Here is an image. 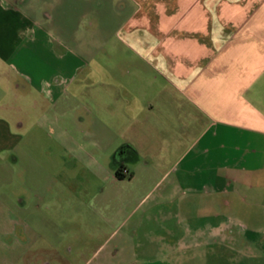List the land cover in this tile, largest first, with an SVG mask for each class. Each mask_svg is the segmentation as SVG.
Segmentation results:
<instances>
[{"label": "crops", "instance_id": "obj_1", "mask_svg": "<svg viewBox=\"0 0 264 264\" xmlns=\"http://www.w3.org/2000/svg\"><path fill=\"white\" fill-rule=\"evenodd\" d=\"M131 1L137 8L127 23L131 30L142 32L132 40L155 60L160 77L180 100H168L163 86L153 90L142 105L140 113L145 114L139 118H133L123 105L121 110H111L110 122L116 130L111 127L110 138L104 139L115 143L103 144L102 137L91 145L101 153L111 150L107 167H111L113 182L133 183L149 192L161 186L157 203L172 207L162 213L163 219H181L185 214L186 219L197 220L199 212L204 214L200 216L206 221L202 226L186 230L184 236L190 238L179 236L173 245H163L166 259L187 264L200 253H212L210 246L217 243L224 250L232 251L233 246L236 251H246L249 226L252 234L262 237L253 240V252L259 257L264 251V0ZM34 2L0 0V109L7 87L15 94L22 95L24 89L41 95L55 109L65 103L82 61L69 50H51L49 30L44 26L52 13L44 7L34 9ZM1 76L5 82L10 77L15 83L6 86ZM111 91L128 95L125 89ZM129 92H149V88ZM171 102L189 109V120L185 129L180 123L176 133H162L156 110L160 113ZM102 105L95 107L100 123ZM4 127L0 120V150L6 138ZM116 153L123 157L113 167L109 159ZM122 168L128 171L127 178L117 176ZM123 200L132 203L135 199ZM17 202L22 206V200ZM231 212L255 222L241 226L236 234L225 225ZM122 215L117 212V217ZM117 222L107 218L109 225ZM134 225L136 234L142 224ZM162 233L171 234L167 229ZM234 237H238L237 247L232 245Z\"/></svg>", "mask_w": 264, "mask_h": 264}, {"label": "rangeland", "instance_id": "obj_2", "mask_svg": "<svg viewBox=\"0 0 264 264\" xmlns=\"http://www.w3.org/2000/svg\"><path fill=\"white\" fill-rule=\"evenodd\" d=\"M34 1V9L44 7L52 13L44 26L49 30L51 40H46L51 50H69L82 61L65 103L55 109L41 95L24 89L20 95L7 87L1 99L6 138L0 150V264H176L165 258L163 245H173L187 229L202 226L204 214L199 212L197 220L186 219L185 214L181 219H163L162 213L172 207L157 203L161 186L149 192L133 183L113 182L111 167H107L111 150L101 153L91 145L102 137L103 144L112 141L104 139L110 138L111 127L116 130L110 122L111 110H121L123 105L133 118H139L153 90L163 86L168 100H180L160 77L155 60L132 40L142 33L127 23L137 7L131 0ZM1 79L6 86L15 83L10 77L6 82ZM115 88L127 90L128 95L113 93ZM137 88H149V92H129ZM15 95L21 97L15 99ZM179 103L166 104L160 113L156 110L162 133H176L180 123L185 129L189 109ZM98 104H103V123L95 114ZM84 133L88 137H82ZM126 197L135 200L127 203ZM119 211L121 217H117ZM230 216L225 225L236 234L255 222L233 212ZM107 218L118 222L109 225ZM135 222L142 224L136 234L132 232ZM163 229L171 234L163 235ZM252 232L249 226L248 234ZM253 234L246 237L250 245L246 251L233 246L232 251L224 250L217 243L210 246L212 253H200L187 264H264V251L259 252L261 257L253 252V240L262 237ZM234 238L232 245L237 247L238 237Z\"/></svg>", "mask_w": 264, "mask_h": 264}, {"label": "flooded vegetation", "instance_id": "obj_3", "mask_svg": "<svg viewBox=\"0 0 264 264\" xmlns=\"http://www.w3.org/2000/svg\"><path fill=\"white\" fill-rule=\"evenodd\" d=\"M123 156H122V153L120 154V153H116V154H114L113 156H111L110 157V164H111V166H113V167H116V166H119L120 165V159L122 158ZM123 169V168H122ZM122 169H120V171L122 170Z\"/></svg>", "mask_w": 264, "mask_h": 264}, {"label": "built area", "instance_id": "obj_4", "mask_svg": "<svg viewBox=\"0 0 264 264\" xmlns=\"http://www.w3.org/2000/svg\"><path fill=\"white\" fill-rule=\"evenodd\" d=\"M120 174L121 175H128V171L125 169V168H123L121 171H120Z\"/></svg>", "mask_w": 264, "mask_h": 264}, {"label": "trees", "instance_id": "obj_5", "mask_svg": "<svg viewBox=\"0 0 264 264\" xmlns=\"http://www.w3.org/2000/svg\"><path fill=\"white\" fill-rule=\"evenodd\" d=\"M116 174H117L118 177L122 176V175L120 174V172H118V173H116Z\"/></svg>", "mask_w": 264, "mask_h": 264}]
</instances>
